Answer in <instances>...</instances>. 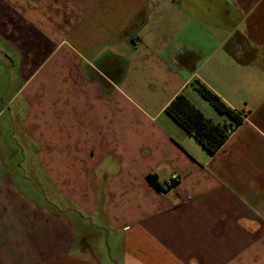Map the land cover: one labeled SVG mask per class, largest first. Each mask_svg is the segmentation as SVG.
I'll return each instance as SVG.
<instances>
[{
    "label": "crops",
    "instance_id": "0c3cea01",
    "mask_svg": "<svg viewBox=\"0 0 264 264\" xmlns=\"http://www.w3.org/2000/svg\"><path fill=\"white\" fill-rule=\"evenodd\" d=\"M0 264H264V0H0Z\"/></svg>",
    "mask_w": 264,
    "mask_h": 264
},
{
    "label": "trees",
    "instance_id": "16d2710c",
    "mask_svg": "<svg viewBox=\"0 0 264 264\" xmlns=\"http://www.w3.org/2000/svg\"><path fill=\"white\" fill-rule=\"evenodd\" d=\"M235 37H244L236 32ZM231 42L228 43L230 46ZM199 93L221 115L227 116L230 124L216 123L207 118L184 93L177 94L166 106L165 113L170 116L187 134L193 136L209 154H215L228 140L233 131L241 125L248 114L231 108L217 93L200 80L195 81ZM150 182L159 191L166 190L160 187L154 176H149Z\"/></svg>",
    "mask_w": 264,
    "mask_h": 264
},
{
    "label": "built area",
    "instance_id": "2783aa9c",
    "mask_svg": "<svg viewBox=\"0 0 264 264\" xmlns=\"http://www.w3.org/2000/svg\"><path fill=\"white\" fill-rule=\"evenodd\" d=\"M178 181L177 175H172L171 178L166 182V189L174 187L175 183Z\"/></svg>",
    "mask_w": 264,
    "mask_h": 264
}]
</instances>
